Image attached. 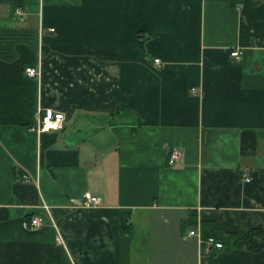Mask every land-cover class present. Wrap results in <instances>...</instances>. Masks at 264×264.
<instances>
[{"label":"crops","instance_id":"0c3cea01","mask_svg":"<svg viewBox=\"0 0 264 264\" xmlns=\"http://www.w3.org/2000/svg\"><path fill=\"white\" fill-rule=\"evenodd\" d=\"M0 264H264V0H0Z\"/></svg>","mask_w":264,"mask_h":264},{"label":"built area","instance_id":"2783aa9c","mask_svg":"<svg viewBox=\"0 0 264 264\" xmlns=\"http://www.w3.org/2000/svg\"><path fill=\"white\" fill-rule=\"evenodd\" d=\"M17 17L22 15L21 10L16 11ZM50 32H54V30H50ZM230 57L234 61H240L242 58V52L238 49L230 52ZM155 64H159V60H154ZM26 75L29 78H37L40 75V70L38 68H27ZM65 115L62 112H58L52 109L44 110L41 113L39 121L35 128L33 129L38 135L48 134L55 131H60L64 128ZM180 158V151L177 149H172L169 152L167 163L169 166H173L178 162ZM249 179H245V182H248ZM101 199L97 196H92L90 194H86L82 201V207L84 208H95L101 206ZM45 210L49 211L48 207H44ZM43 218L40 215L32 216L27 223H25V227L29 231H36L43 226ZM186 238L196 239L200 246H203L204 253H209L211 248L220 250L222 249V244L218 242L214 237H208L206 240H203L201 236V230L198 227L196 228H188Z\"/></svg>","mask_w":264,"mask_h":264},{"label":"trees","instance_id":"16d2710c","mask_svg":"<svg viewBox=\"0 0 264 264\" xmlns=\"http://www.w3.org/2000/svg\"><path fill=\"white\" fill-rule=\"evenodd\" d=\"M126 219L122 221L124 225ZM201 236L203 240L214 237L222 244V249L226 250H245L249 252H259L262 248V231L257 229L250 230L247 234H229L219 232L213 224L201 222Z\"/></svg>","mask_w":264,"mask_h":264}]
</instances>
